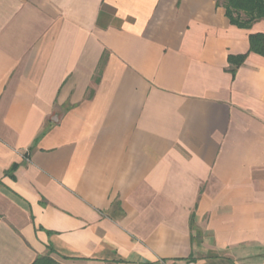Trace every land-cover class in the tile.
Here are the masks:
<instances>
[{"label":"crops","instance_id":"1","mask_svg":"<svg viewBox=\"0 0 264 264\" xmlns=\"http://www.w3.org/2000/svg\"><path fill=\"white\" fill-rule=\"evenodd\" d=\"M253 34L215 0H0V264H264Z\"/></svg>","mask_w":264,"mask_h":264},{"label":"trees","instance_id":"2","mask_svg":"<svg viewBox=\"0 0 264 264\" xmlns=\"http://www.w3.org/2000/svg\"><path fill=\"white\" fill-rule=\"evenodd\" d=\"M224 10L230 24L241 29H249L255 22L264 20V0H215ZM249 51L264 54V34L249 36ZM245 55L229 56L228 61L235 65L243 62ZM31 264H57L49 255L37 257Z\"/></svg>","mask_w":264,"mask_h":264},{"label":"rangeland","instance_id":"3","mask_svg":"<svg viewBox=\"0 0 264 264\" xmlns=\"http://www.w3.org/2000/svg\"><path fill=\"white\" fill-rule=\"evenodd\" d=\"M220 5L223 3V0H219Z\"/></svg>","mask_w":264,"mask_h":264}]
</instances>
